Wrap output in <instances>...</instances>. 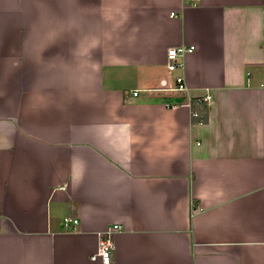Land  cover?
I'll return each mask as SVG.
<instances>
[{
    "label": "crops",
    "instance_id": "1",
    "mask_svg": "<svg viewBox=\"0 0 264 264\" xmlns=\"http://www.w3.org/2000/svg\"><path fill=\"white\" fill-rule=\"evenodd\" d=\"M113 225L110 264H264V0H0V264Z\"/></svg>",
    "mask_w": 264,
    "mask_h": 264
},
{
    "label": "built area",
    "instance_id": "2",
    "mask_svg": "<svg viewBox=\"0 0 264 264\" xmlns=\"http://www.w3.org/2000/svg\"><path fill=\"white\" fill-rule=\"evenodd\" d=\"M195 0H192L194 2ZM171 16H175L174 13H171ZM194 51V47H173L168 50L167 53V69L168 71L174 73L183 69L182 59L185 55L192 53ZM175 90L177 92H186L188 90V86L185 82L184 76L178 74L175 77ZM135 96L137 92L134 93ZM196 102L200 107L210 106L211 97L204 96L199 97L194 100H190L186 106L191 109L193 118H200L202 113L199 110H193L192 105ZM64 225L66 228H71L72 226L78 225V220L71 219L66 217L64 219ZM121 227L119 225H113L109 227L106 231L100 234V243L98 253L92 256L93 260L99 259L102 264H110L112 262V254L115 250V237L116 234L120 231Z\"/></svg>",
    "mask_w": 264,
    "mask_h": 264
},
{
    "label": "trees",
    "instance_id": "3",
    "mask_svg": "<svg viewBox=\"0 0 264 264\" xmlns=\"http://www.w3.org/2000/svg\"><path fill=\"white\" fill-rule=\"evenodd\" d=\"M192 109L193 110H199L202 113L200 118H193L195 122L200 123V124L208 123L209 108L207 106L200 107L199 105L196 104V102H194L192 105Z\"/></svg>",
    "mask_w": 264,
    "mask_h": 264
}]
</instances>
